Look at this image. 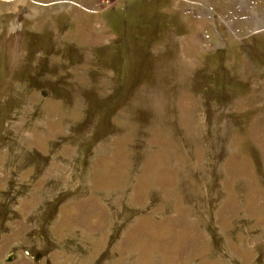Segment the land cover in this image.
Returning <instances> with one entry per match:
<instances>
[{
    "label": "rangeland",
    "instance_id": "obj_1",
    "mask_svg": "<svg viewBox=\"0 0 264 264\" xmlns=\"http://www.w3.org/2000/svg\"><path fill=\"white\" fill-rule=\"evenodd\" d=\"M263 55L264 0H0V264H264Z\"/></svg>",
    "mask_w": 264,
    "mask_h": 264
},
{
    "label": "trees",
    "instance_id": "obj_2",
    "mask_svg": "<svg viewBox=\"0 0 264 264\" xmlns=\"http://www.w3.org/2000/svg\"><path fill=\"white\" fill-rule=\"evenodd\" d=\"M137 23L138 24H142L143 23V18H138L137 19ZM256 37H258V36H253L252 38H256ZM254 41H259V40H257V39H254ZM260 42V41H259ZM261 44V43H260ZM263 44V43H262ZM246 49L249 51V53H252V54H254V55H256V56H258L254 51H255V49H254V46H253V44H248V46L246 47ZM258 57H261V56H258ZM263 58H264V55L262 56Z\"/></svg>",
    "mask_w": 264,
    "mask_h": 264
},
{
    "label": "water",
    "instance_id": "obj_3",
    "mask_svg": "<svg viewBox=\"0 0 264 264\" xmlns=\"http://www.w3.org/2000/svg\"><path fill=\"white\" fill-rule=\"evenodd\" d=\"M46 94H47L46 91H42V92H41V95H43V96H45ZM36 257H37V256H36ZM10 258H11V257L8 256L6 260H9Z\"/></svg>",
    "mask_w": 264,
    "mask_h": 264
}]
</instances>
